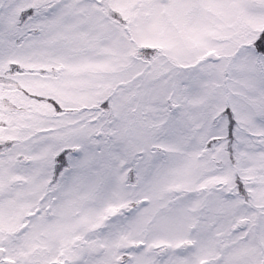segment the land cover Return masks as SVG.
I'll use <instances>...</instances> for the list:
<instances>
[{"label": "snow or ice", "instance_id": "obj_1", "mask_svg": "<svg viewBox=\"0 0 264 264\" xmlns=\"http://www.w3.org/2000/svg\"><path fill=\"white\" fill-rule=\"evenodd\" d=\"M0 264H264V0H0Z\"/></svg>", "mask_w": 264, "mask_h": 264}]
</instances>
